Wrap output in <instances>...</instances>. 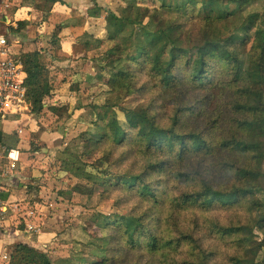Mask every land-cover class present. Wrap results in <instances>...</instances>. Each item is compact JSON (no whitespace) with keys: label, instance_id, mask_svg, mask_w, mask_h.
Here are the masks:
<instances>
[{"label":"trees","instance_id":"obj_1","mask_svg":"<svg viewBox=\"0 0 264 264\" xmlns=\"http://www.w3.org/2000/svg\"><path fill=\"white\" fill-rule=\"evenodd\" d=\"M260 1L182 0L168 5L164 0L161 11L145 10L148 23L144 24L136 18L142 8L131 0L119 15L108 12L109 41L115 45L108 53L103 69L110 72L112 95L103 108L99 133L85 135L86 147L92 149L107 144L110 151L104 155L109 162L115 150L127 148L120 164L132 150L136 158L144 160V167L137 171L132 164L115 184L84 172L79 166L74 173L93 183V195L121 192L139 200L141 208L150 207L142 211L135 206L126 214L104 216L99 222L104 244L96 246L102 251L101 258L92 257L89 264H111L117 260V256L111 258L106 254L115 242L118 245L111 248L112 252L137 255L138 264H180L174 256L187 246L190 259L183 264H212L215 250L204 247V235L195 236L198 231H204L206 224L182 228L178 220L180 213L192 209L207 214L240 208L248 212L252 221L239 220L227 225L213 222L205 234L211 240L226 242L236 249L234 264H259L256 257L264 248V241H256L253 231L255 228L264 231V199L258 196L264 189V4L246 10ZM97 8L90 11L96 18L100 15ZM45 21L56 25L52 41L54 50L50 55L40 51L21 53L19 58L25 72L26 102L33 115L44 111L45 99L54 92L52 61L56 58L55 51L61 48L59 33L70 17L55 12L49 13ZM138 23L146 41L136 46L134 26ZM26 25L27 22L19 23L20 29ZM11 31L18 33L14 28ZM89 44L85 42V45ZM139 72L147 76L148 83L160 96L187 94L196 95L198 99L191 104L178 105L172 126L162 125L155 99L128 110L126 121L131 130L124 131L116 110L123 98L140 92L137 90L140 89ZM227 90L230 91L227 99L215 108L213 105V110L217 123L214 129L219 126L225 129L229 125L228 137L217 140L204 131L178 129L185 118L202 110L214 93ZM223 106L235 117L233 124L229 121L230 115L220 110ZM10 139L12 136L0 132V144L8 149L16 148L17 143L13 145ZM216 149L237 153L249 160L247 164L227 166L237 181L230 187L217 188L201 174L191 176L179 167L195 158L209 159L217 154ZM73 162L78 164V158ZM173 183L188 184L191 190H180L176 195L170 188ZM90 196L84 195L85 199ZM3 197L7 199L9 195ZM153 207L157 216L151 214ZM164 226L174 229L164 230ZM166 231H169L168 236H165ZM142 259L146 262L141 263ZM77 262L88 263L85 258ZM64 263L74 264L71 260H62L61 264ZM10 264L55 263L48 254L19 244L12 253Z\"/></svg>","mask_w":264,"mask_h":264},{"label":"rangeland","instance_id":"obj_2","mask_svg":"<svg viewBox=\"0 0 264 264\" xmlns=\"http://www.w3.org/2000/svg\"><path fill=\"white\" fill-rule=\"evenodd\" d=\"M83 1V8L73 9L69 14L73 17L74 24L84 27L85 31L75 35V42L66 46L68 51L65 50L64 44L55 51L56 58L52 61L51 67V78L55 89L52 96L45 99L44 111L33 115L30 106L27 110V108L24 109V105L23 109H18V113L9 116L8 121L15 122L14 125L0 124V130L5 129L11 132L8 135L12 136L10 143L13 145L17 143L16 148L20 149L16 154V160L13 161L14 167L7 159L0 161L2 181L9 186L11 191V203L8 209L10 212H7L9 214L7 219V215L2 219L7 224L4 229L18 230L19 241L41 253L48 254L55 264H61L62 260H71L76 264L80 258H85L87 264L93 260L92 257L100 260L99 254H102V251L96 246L104 244L101 241L102 233L99 227V222L103 217L126 214L135 206L142 211L150 207L145 205L141 208L139 200L124 196L125 194L121 192L93 195V183L87 181L83 175L77 177L74 173L75 168L79 166L84 172L115 184L119 176L132 164L137 171L144 167V160L136 158L132 150L129 151V155H126L123 164H120V159L124 158L127 148L115 150L116 153L109 162L104 155L105 152L110 151V146L107 144L104 143L92 149L86 147L88 143L84 137L87 134L99 133L103 123V108L112 95L109 87L110 72L108 69H103V66L106 67L108 53L115 45L109 41L107 15L108 12L119 15L121 9L128 6V0ZM181 1L165 0L168 5ZM23 2L34 4L39 15L37 25L27 22L26 27L21 29V32L27 35L28 41L22 45L15 43L13 46L15 58L19 59L21 53L33 49L50 55V52L54 50L52 41L56 25L54 29L45 31L40 27L43 23L41 20L45 19L54 9V4L45 0H22ZM131 2H135L142 8L140 16L136 18H139V23L144 24L148 23L145 10L161 11L164 0H131ZM263 4L264 0L255 2L247 8L246 12L261 7ZM96 7H99L97 8L99 17L90 15L94 20L89 19V14L86 13L87 8L91 11ZM234 7L235 5H232V8ZM185 21L189 22L188 19ZM69 22L68 25H70ZM139 23L134 26L136 46L146 41ZM60 39L62 42L63 39ZM87 41L90 42L88 46L85 45ZM96 41L100 43H94ZM133 46L129 45V48ZM69 74L72 75L68 76ZM138 77V88L140 89L137 90L140 92L123 98L121 106L116 110L117 118L124 131L130 132L131 130L126 121L128 110L148 104L155 99L162 125L172 126L178 105L191 104L198 99L196 95L181 94L180 97L179 95L175 97L173 93L165 98L157 94V91L148 83L149 80L144 73L139 72ZM225 92L214 93L205 107L196 115L185 118L178 129L186 132L204 131L212 139L217 138V140L228 137L229 125L225 129L220 126L214 129L217 123L214 119L216 116H214L213 105L215 108L227 99L230 91L227 90L226 94ZM226 109V106L220 108L221 111L226 112L225 114L230 115L229 121L233 124L232 120L235 117ZM216 150L217 154L209 159L203 161L195 158L179 167L191 176L196 177L201 174L217 188L230 187L237 181L234 173L227 166L247 164L249 160L237 153ZM77 158L79 162L75 165L73 160ZM171 187L176 195L180 190H191L188 184L173 183ZM85 194L91 195L90 198L85 199ZM258 196L264 199V189ZM151 211L152 215L157 216L154 207ZM178 220L181 227L185 229H192L196 223V226L206 224L204 231H198L195 236L204 235V247L215 250L216 254L212 264H234L233 258L237 256L236 249L226 242L211 240L205 231L213 222L218 221L227 225L239 220L250 222L252 217L242 208L230 211L219 210L207 214L190 209L180 213ZM166 229L171 231L174 227L164 226V230ZM168 232L166 231L165 236L169 235ZM253 237L258 242L264 241V231L261 228H255ZM117 245L116 242L112 243L106 253L111 258L117 256V260L111 264L139 263L137 255H120L118 251L112 252L111 248ZM188 249L187 246L186 250H180L181 253L174 256L176 262L183 264L189 261ZM95 252L97 254L93 255ZM256 258L259 264H264V248L258 252ZM143 261L146 262L145 259L140 260L141 263Z\"/></svg>","mask_w":264,"mask_h":264},{"label":"crops","instance_id":"obj_3","mask_svg":"<svg viewBox=\"0 0 264 264\" xmlns=\"http://www.w3.org/2000/svg\"><path fill=\"white\" fill-rule=\"evenodd\" d=\"M45 1L50 2L51 4L52 3L54 4L53 5L54 9L50 12V14L57 12V13H61L63 15L70 17V21H71V22H69L70 25L67 24L65 26V28L63 29V31L61 33V37H60L63 39L61 42V46L63 47V44H64L65 50L68 51L66 49V46L75 42V35L79 34L81 31H85V30H83L84 27L77 26L74 24L73 17L69 13L71 12V10L77 9L78 7L83 8V6H84L83 2L84 1L83 0H80L82 2H77L79 0H45ZM79 5H81V6H79ZM33 8H34V4H32L31 2H23L22 3V0H13L11 9L9 10L6 18L5 19L0 18V32L6 31L12 36V39H13L12 48L15 45V43H16V45L17 44L22 45V43H26L28 41L26 38L27 35L25 33L21 32V29L18 26V23H20V22H31L32 25H34V24L37 25V21H38L37 18H38L39 13L35 10V8L34 9ZM25 13H26V15H24ZM86 13L89 14L88 15L89 19L94 20V18L90 17V10L88 11V8H87ZM82 16L84 17V15H82ZM86 18L88 19V17H86ZM41 23H42V26L40 28H42L43 31H45L47 29H54L55 28L54 25L46 22L45 19H42ZM10 28H14L16 31H18V33H16V32L14 33L12 31H10ZM30 28H32V27H30ZM40 28H37V29L41 31ZM36 43H38V42H36ZM35 51L43 52L41 50H34L33 49V50L24 51V53L35 52ZM71 75L72 74H69L68 76H71ZM24 107L22 106L21 108L22 109L27 108V110L29 109L28 104H26ZM24 114H23V116H25ZM5 123L6 124L7 123L13 124L15 122L12 123L10 121H6V122L1 123V124H5ZM0 132L5 134V135H10V133H11L10 131L5 130V129H1ZM0 145H2L4 148L8 149L5 145H3V144H0ZM18 149L19 148L8 149V150L14 151L13 156H10L9 152L0 150V155H1L0 161L3 159H7L12 164H14L13 161L16 160V154L18 153ZM0 177H1V181H2V178H3L2 175H0ZM2 183L8 191L7 194L9 195L8 198H9V204H10L11 203V201H10L11 200V191H10L9 186L7 184H5L3 181H2ZM5 215H7L6 216V219H7L9 214L6 213ZM3 217L0 218V252H7V253L12 252L13 253V251L17 245H19V244L27 245V244L19 241V239H20L19 235L20 234L18 233L19 232L18 230H12L10 228L4 229L6 221L5 222L2 221Z\"/></svg>","mask_w":264,"mask_h":264},{"label":"built area","instance_id":"obj_4","mask_svg":"<svg viewBox=\"0 0 264 264\" xmlns=\"http://www.w3.org/2000/svg\"><path fill=\"white\" fill-rule=\"evenodd\" d=\"M12 2L13 0H0V18H6ZM11 41L13 39L8 32H0V124L8 121L9 116L18 113V109L27 104L24 68L14 56ZM0 150L9 152L10 156L14 155V151L2 145ZM7 193L0 177V218L9 209V198L3 197ZM11 258L12 252H0V264H10Z\"/></svg>","mask_w":264,"mask_h":264}]
</instances>
